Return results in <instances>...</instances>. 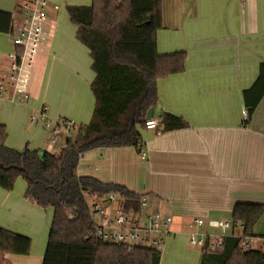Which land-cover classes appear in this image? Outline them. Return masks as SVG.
Wrapping results in <instances>:
<instances>
[{
  "label": "crops",
  "instance_id": "1",
  "mask_svg": "<svg viewBox=\"0 0 264 264\" xmlns=\"http://www.w3.org/2000/svg\"><path fill=\"white\" fill-rule=\"evenodd\" d=\"M162 1L158 52L185 51L187 60L183 72L158 79L153 117L161 119L169 112L185 119L189 127L168 132L141 129V149H91L81 157L78 172L147 195L156 208L173 217V235L160 264H200L202 247L191 242V232L221 231L199 226L197 219L231 221L236 203H264V95L245 124V92L257 81L264 63V0ZM21 2L0 0V10L17 21L22 17ZM54 6L49 0L30 100L0 98V123L7 127L8 145L17 150L28 146L47 151L59 120H73L79 127L93 116L90 50L83 44L86 55L67 16H60ZM14 50L13 36L0 31L2 82L7 81L8 55ZM44 105L48 111L42 120L39 112ZM67 139L66 135L60 142L59 137L52 153H60ZM20 186L16 192L0 187V226L31 237V251L4 258L8 264H43L54 211L37 205L26 196L27 185ZM255 232L259 236L251 242L261 240L263 247L264 227L256 225Z\"/></svg>",
  "mask_w": 264,
  "mask_h": 264
},
{
  "label": "trees",
  "instance_id": "2",
  "mask_svg": "<svg viewBox=\"0 0 264 264\" xmlns=\"http://www.w3.org/2000/svg\"><path fill=\"white\" fill-rule=\"evenodd\" d=\"M77 27V38L90 50L95 78L91 90L95 108L89 123H81L74 137L67 139L60 153L8 145V131L0 123V162L25 170L0 167V187L15 189L19 177L27 182L26 196L42 208H53V220L43 264H160L162 253L155 249L104 243L90 237L93 219L85 192L98 197L117 194L129 204L140 203L138 194L118 183H105L81 175L84 153L95 148L143 147L141 129L147 114L158 104L157 81L183 72L185 51L160 54L157 32L163 28L162 0H92L91 5L67 7ZM12 15L0 10V31L10 32ZM264 95V63L254 85L246 90L248 107L245 124ZM161 127V128H160ZM189 123L165 112L158 129H184ZM69 212L74 213L71 218ZM264 216V203L238 202L232 215V234L223 238L221 248L202 247L200 264H264V249H246L243 241L259 236L255 227ZM240 225H244L241 228ZM242 229V234L238 233ZM264 237V235H261ZM32 239L0 226V253L28 255Z\"/></svg>",
  "mask_w": 264,
  "mask_h": 264
},
{
  "label": "built area",
  "instance_id": "3",
  "mask_svg": "<svg viewBox=\"0 0 264 264\" xmlns=\"http://www.w3.org/2000/svg\"><path fill=\"white\" fill-rule=\"evenodd\" d=\"M21 1L22 17L13 21L10 28L15 50L8 55L11 61L10 72L6 82L0 81V98L27 102L31 98L30 87L34 78L35 62L43 50L49 0ZM54 7L59 9L58 5ZM47 111L48 106L44 105L39 112L40 119L46 118ZM246 116L245 112V118ZM159 124L160 119L153 117L147 119L146 128L158 129ZM77 128L78 125L73 120H59L47 151H53L61 135L72 137V133ZM84 195L93 219V230L89 236L98 241L121 245L129 251L137 247H146L162 253L167 240L173 235V217L156 208L147 195H144L136 205H128L127 201L122 200L115 193L98 197L87 191ZM69 215L71 218L75 216L73 212H69ZM195 223L199 226L207 224L213 229H220L219 234L198 230L190 234L192 243L200 247L208 245L212 250L221 248L223 238L231 235L232 232L229 231L233 229L232 221L210 220L206 223L203 219H197ZM240 226L244 227V225ZM253 238L255 237L244 240L243 247L252 248ZM263 247L253 249H264Z\"/></svg>",
  "mask_w": 264,
  "mask_h": 264
},
{
  "label": "rangeland",
  "instance_id": "4",
  "mask_svg": "<svg viewBox=\"0 0 264 264\" xmlns=\"http://www.w3.org/2000/svg\"><path fill=\"white\" fill-rule=\"evenodd\" d=\"M50 1H52L53 4L59 6V11L58 12H59V15L60 16H63V17H66L67 16V21H68L69 25L74 29V33L75 34H73V35L75 36V38L77 39V41H79L78 38H77V35H76V32H77L76 25H74L72 23L71 19L69 18V16H68L69 13H68L67 7L70 6V5H78V6H80V5H91L92 4V0L88 1V3H85V4H72V3H67L66 4V2H68L66 0H50ZM81 1H86V0H81ZM50 16H51V18H53V15H50ZM77 43H80L79 45H81V47H83L86 50V55H87V48L80 41L77 42ZM78 55H79V52H77L76 56H78ZM80 58H82V60L85 61V59H84L83 56H81ZM8 62H9V60H8ZM64 140L66 141V135H61L60 136V142H63ZM79 168H82V164L81 163L79 164ZM21 184L22 185L25 184V188H26L27 182H26V179L24 177H19L17 179L16 185H15V189H14L15 192L20 190L19 187H21L20 186ZM163 213L164 214H167L165 212H163ZM167 215H169V214H167ZM258 226L259 227H262V228L264 227V216L258 222L257 227ZM229 233H230V231H229ZM260 241L261 240H256V241L253 240L252 241V248H260L261 247L260 246ZM4 256L5 255H3V254L0 253V264H8V262L5 260Z\"/></svg>",
  "mask_w": 264,
  "mask_h": 264
},
{
  "label": "water",
  "instance_id": "5",
  "mask_svg": "<svg viewBox=\"0 0 264 264\" xmlns=\"http://www.w3.org/2000/svg\"><path fill=\"white\" fill-rule=\"evenodd\" d=\"M154 111H155V107H151L148 111V114H147V119H151L153 118L154 116ZM0 167L5 169V170H8L10 168H16V169H19V170H22L24 171L25 169L23 167H19V166H5L3 163L0 162Z\"/></svg>",
  "mask_w": 264,
  "mask_h": 264
}]
</instances>
